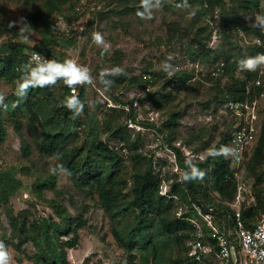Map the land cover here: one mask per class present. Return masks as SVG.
<instances>
[{
  "label": "rangeland",
  "instance_id": "obj_1",
  "mask_svg": "<svg viewBox=\"0 0 264 264\" xmlns=\"http://www.w3.org/2000/svg\"><path fill=\"white\" fill-rule=\"evenodd\" d=\"M64 1L0 0V46L14 41L32 49L41 42L43 30L49 23V34L53 37L72 39L69 47L53 46L52 53L59 61L72 59L86 66L95 83L77 86L76 91L70 89L69 94L62 80L52 86L63 107L67 96L74 93L80 98L84 91L80 98L85 102L84 111L75 119L78 137L70 148L84 143L90 128H96L99 139L121 159L118 171L121 181H126L122 188L127 202L131 199L132 175L138 167L144 172L151 169L160 181V193L167 195L172 184L179 181L178 170L182 171L176 149L182 153L184 162L201 163L208 158L201 159V156L226 135L229 118L223 113L224 106L216 108L212 89L215 80L206 79L207 70L214 71L222 59L195 57L194 53L201 52L198 43L215 50L216 57L232 56L231 62H237L241 56L248 58V49L255 41H264V32L251 27L252 21L248 19L262 11L260 6L264 0H259L258 9H245L243 5L249 0H224V10L208 8L204 0H180L183 6L173 5L176 0H165L162 8L152 11L151 19L137 15L142 8L127 11L128 7H141V0ZM76 5L80 6L79 11L75 10ZM12 22L14 26L9 27ZM21 27L25 29L23 34ZM96 32L102 34L105 44L93 41ZM105 46L107 51H104ZM190 49L193 54L189 53ZM165 63L173 66L171 76L164 70ZM116 67L122 69L123 74L106 77L113 83L105 91L100 74ZM183 74L191 75L192 79L179 89L168 84ZM146 75H151L152 81H147ZM240 75L237 72V76ZM219 78L222 85L231 83L230 76ZM16 82V79L0 80L4 103L14 95ZM168 94V101L161 98ZM3 110L7 136L0 144V173L12 172L21 183L8 202L0 198V241L11 254L10 264H37L35 258L39 250L28 228L33 224L41 227L45 221L64 224L63 210L71 215L73 222L71 233L62 240L75 238L80 217L86 221L78 228L75 246L65 250L70 264H153L151 258L144 262L142 252H130L117 243L113 227L116 224L123 230V225L114 223L102 208L94 187L80 188L71 174L50 171L61 163L58 156H47L39 150L36 141L42 132L39 124L34 122L38 133L35 135L32 119L18 114L19 132L15 121L4 107ZM176 113L179 114L175 120L177 125L166 127ZM209 113L214 116L212 122L207 123ZM24 139L30 144L28 156L22 148ZM201 169L206 173L201 183L210 189V169L205 166ZM241 174L247 194L253 195L251 203L256 204V193L264 198V165L255 173L246 167ZM258 176L261 182L257 181ZM39 185L40 191L37 190ZM211 196L219 202L214 193ZM248 196L249 202L252 201ZM173 197L172 215L177 217L198 211L205 199L201 194L202 205H199L186 204ZM212 218L218 229L230 221V216L226 215L223 216L225 224L222 223L215 212ZM203 227L205 232L209 231L205 229L206 222ZM165 238L163 234L157 235L165 258L174 262L180 255L186 257L185 248H189L192 238L185 241L183 250ZM208 263L219 264V260L213 257Z\"/></svg>",
  "mask_w": 264,
  "mask_h": 264
},
{
  "label": "trees",
  "instance_id": "obj_2",
  "mask_svg": "<svg viewBox=\"0 0 264 264\" xmlns=\"http://www.w3.org/2000/svg\"><path fill=\"white\" fill-rule=\"evenodd\" d=\"M65 0L64 2H66ZM183 1V0H181ZM208 8L220 7L221 10L226 8L224 0H204ZM176 6H183L180 0L172 3ZM245 9H258L259 0H249L243 5ZM141 7H128L127 11H137ZM51 24V23H49ZM47 25L42 34L41 42L34 48L29 49L27 46L8 41L0 46V80L16 79L21 75L20 68L26 63L22 58L26 51L36 50L45 54L50 59H56L52 53L53 46L69 47L72 44V39L58 38L56 39L49 34L51 25ZM264 39V38H263ZM200 45V53L193 54L190 49L189 53L195 57H204L205 60L210 57L221 58V63L225 64V76H230L231 83L222 85V78H214L207 76L208 81L215 80L213 86L214 99L217 107H222L227 103L228 98L234 96L236 99H243L245 92L246 80L237 76V72L246 75L247 80L255 77L252 71H241L238 67L240 57L237 62H231L232 56L223 54L221 57H216V51L208 47L207 44L198 43ZM250 56L262 51V47L253 46L248 49ZM203 53V54H202ZM220 65V64H219ZM192 79L191 75L183 74L179 77H174L168 84H172L175 88H180ZM150 81L149 79H146ZM70 93V89L66 88V94ZM84 96L82 90L80 98ZM162 99L169 100L170 94L161 96ZM15 95L11 96L7 101V112L15 121L16 128L21 131V123L16 119L18 114H23L32 119L33 125L31 128L38 135L34 122L38 123L42 129L41 135L37 136V145L39 150L47 156H58L61 165L68 169L74 177L77 185L80 188L94 187L98 193V198L102 208L109 214L114 223L123 225V230H120L115 224L113 234L117 243L124 249L133 252L135 250L143 253L144 262L153 264H197L189 257L186 249V257L179 256L174 262H170L163 254V247L158 234H163L165 239L173 241L181 250L184 249L185 241L194 237L195 229L193 225L186 219L194 215V210L191 213H185L180 217L172 215L174 209V197L186 204L196 202L199 205V196L204 195L203 207L204 210L210 208L215 209V214L218 216L234 215V210L230 207L235 199L237 192V182L233 179V171L231 168L230 159H225L223 156L212 158L208 157L204 162L196 163L195 165L201 169L205 166L210 169V189L204 187L201 180L182 183L179 181L172 184L167 195L161 194L160 181L157 179L151 169L141 170L140 167L133 173L131 179V199L127 202L123 198V183L119 174V166L121 159L116 156L109 146L99 139L96 128H90L87 139L79 146L70 148L73 140L78 137L76 131V120L71 118L72 113L63 106H60L54 94L52 87L32 88L29 89L25 99L19 101V105L13 107L17 101ZM4 110L0 107V144L6 140L7 130L3 122ZM179 118L176 113L165 124L166 127L177 125L175 120ZM227 146V136L225 135L215 148ZM23 151L26 156L30 153V144L27 140H23ZM177 157L181 162L182 170L186 169V162L182 153L176 149ZM264 165V121L262 131L259 136L256 147L247 162V170L255 173ZM258 182H261V176H258ZM20 181L16 179L12 172L0 173V198L3 202H8L9 198L14 195L15 191L20 186ZM126 186V185H125ZM38 191L41 190L39 185ZM219 198L216 202L212 198V193ZM257 203L246 207L242 210L243 220L247 228H252L262 213H264V198L260 193H256ZM202 205V204H201ZM192 209V208H191ZM66 215L64 224H49L47 221L41 227L36 224L31 225L28 231L31 232V238L34 240L39 255L36 256L37 264H70L66 257V248L73 247L79 237L77 234L78 228L85 225L86 221L79 218L80 223L75 229V238L73 240H62L67 238L72 231L73 218L66 210H63ZM131 218V219H130ZM17 220L14 219V222ZM229 226L233 227V222L230 220ZM206 232L207 238L216 241L211 237L210 229ZM27 230V229H26ZM25 230V232H26ZM188 232V233H186ZM211 258L207 259L210 261ZM209 264V263H208Z\"/></svg>",
  "mask_w": 264,
  "mask_h": 264
},
{
  "label": "built area",
  "instance_id": "obj_3",
  "mask_svg": "<svg viewBox=\"0 0 264 264\" xmlns=\"http://www.w3.org/2000/svg\"><path fill=\"white\" fill-rule=\"evenodd\" d=\"M75 10L79 11L80 6L76 5ZM255 45L262 47V51L258 53H264V41L257 39L253 46ZM32 52L40 53L46 59H50L36 50L24 54L22 58L27 62ZM207 71V76L214 78L225 76V64L220 63L214 71ZM254 73L255 77L251 80H247L244 74L239 76L246 80L244 98L236 99L234 96L228 98L223 107V113L229 118L226 126L227 146L235 147L239 151L238 160L229 158L233 171L232 180L237 182L235 199L229 203L234 210V215L230 217L233 227L229 226L230 221L226 225L225 218L221 216L219 220L225 225L218 229L212 218L214 208L204 210L203 207H199L198 211L194 210V215L186 217L195 229L194 237L189 243L188 255L197 264H208L207 259L213 257L219 260V264H264V213L252 228H247L242 216V210L255 203H251L253 195L247 194L241 173L246 169L247 162L256 147L264 121V67ZM145 79L152 81V76L146 75ZM75 91L76 89H72V92ZM213 116V113L208 114L207 123L212 122ZM248 195L252 198L250 202ZM204 222L207 223L211 237L216 241L218 248L211 239L207 238Z\"/></svg>",
  "mask_w": 264,
  "mask_h": 264
},
{
  "label": "clouds",
  "instance_id": "obj_4",
  "mask_svg": "<svg viewBox=\"0 0 264 264\" xmlns=\"http://www.w3.org/2000/svg\"><path fill=\"white\" fill-rule=\"evenodd\" d=\"M165 0H141L142 11H137V15L142 19H151L152 11L158 10L164 6ZM262 11L258 12L254 17L248 18L252 21L251 27L259 28L264 32V3L261 4ZM23 21V20H21ZM15 22L9 24V27H13ZM23 34L25 29L20 28ZM25 40L28 39L27 36L24 37ZM93 41L102 45L105 44L103 36L101 33H93ZM108 47L105 46L104 51H107ZM172 65L165 63L164 70L171 76L172 75ZM238 67L241 71H257V69L264 67V53H258L255 56L242 59L238 63ZM21 75L16 82V89L14 95L18 98L14 102L13 107L19 105V101L27 97L29 89L32 88H44L55 86L59 81H63L64 86L69 89H75L77 86H92L95 83L94 77L92 76L90 70L83 65L72 59H65L63 61L55 59H46L40 53L32 52L28 61L24 63L21 68ZM123 74L122 69L119 67L113 68L111 70H106L100 74V82L104 86V90L110 89L113 81L107 79L108 76H117ZM64 106L72 113L71 118L75 120L77 117L81 116L84 111L85 102L82 101L74 93L69 95L63 101ZM94 107L93 105H89ZM0 107L7 108L4 103V96L0 95ZM223 156L225 159L233 158L239 159V151L235 147L222 146L220 148L211 147L206 153L201 156V159L205 157H220ZM50 171L54 174H70L69 170L64 168L63 165L53 167ZM179 171V180L182 183L192 182L196 180H203L206 173L193 164L190 160L186 162L185 170ZM11 254L9 253L6 244L0 241V264H10Z\"/></svg>",
  "mask_w": 264,
  "mask_h": 264
}]
</instances>
